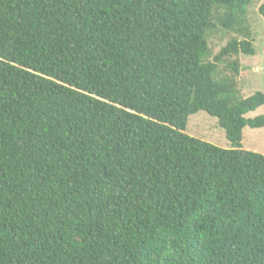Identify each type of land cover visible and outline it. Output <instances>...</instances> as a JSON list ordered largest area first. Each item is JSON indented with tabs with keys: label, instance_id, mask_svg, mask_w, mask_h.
<instances>
[{
	"label": "trees",
	"instance_id": "trees-1",
	"mask_svg": "<svg viewBox=\"0 0 264 264\" xmlns=\"http://www.w3.org/2000/svg\"><path fill=\"white\" fill-rule=\"evenodd\" d=\"M257 1L0 0V264H264V94L234 79ZM216 28L243 39L209 62Z\"/></svg>",
	"mask_w": 264,
	"mask_h": 264
},
{
	"label": "rangeland",
	"instance_id": "rangeland-1",
	"mask_svg": "<svg viewBox=\"0 0 264 264\" xmlns=\"http://www.w3.org/2000/svg\"><path fill=\"white\" fill-rule=\"evenodd\" d=\"M264 4V0H258L248 11L247 27L252 40L254 49L253 56L239 55V74L236 76L235 85L240 98H247L255 92L264 94V19L258 12V8ZM231 38L242 40L243 37L236 33L214 29L208 37V48L210 55L209 62H212L221 48ZM218 78L230 76V73L223 68V65L217 66ZM264 115V105L253 112L245 115V118L252 119L256 116ZM188 136L207 142L213 146L222 149H229L230 145L225 138V133L219 127L215 118L205 112L199 111L188 117L184 131ZM241 149L258 153L264 156V128L251 129L245 127L242 130Z\"/></svg>",
	"mask_w": 264,
	"mask_h": 264
}]
</instances>
